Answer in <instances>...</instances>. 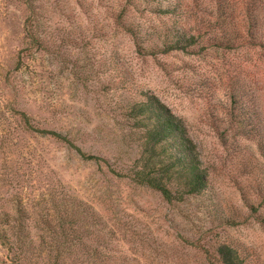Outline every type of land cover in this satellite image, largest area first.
Segmentation results:
<instances>
[{"label": "rangeland", "instance_id": "rangeland-1", "mask_svg": "<svg viewBox=\"0 0 264 264\" xmlns=\"http://www.w3.org/2000/svg\"><path fill=\"white\" fill-rule=\"evenodd\" d=\"M244 1L32 0L39 43L31 45L25 3L0 0V216L9 218L0 232L33 240L18 263L52 264L59 235L51 230L70 195L90 207L80 215L82 241H108L110 264H219L222 241L245 264H264V49L206 40L229 28L223 7L240 26ZM128 23L148 52L137 49ZM176 28L198 40L150 51ZM146 91L182 118L206 169L205 193L168 202L118 172L138 156L125 105ZM34 128L101 157L84 158ZM79 246L65 252V264H80ZM13 254L0 236V260Z\"/></svg>", "mask_w": 264, "mask_h": 264}, {"label": "trees", "instance_id": "trees-1", "mask_svg": "<svg viewBox=\"0 0 264 264\" xmlns=\"http://www.w3.org/2000/svg\"><path fill=\"white\" fill-rule=\"evenodd\" d=\"M25 3L27 13L23 20L24 34L28 43L34 45L39 43L33 28L34 5L32 0H22ZM156 11L162 9L159 4L155 5ZM242 19L240 26L233 22V12L227 13V8H222L221 13L226 17L225 24L229 25L221 32H212L207 38V46L223 47L232 49L236 46L244 45L245 42L255 44L264 49V28H263V0H245L242 8ZM163 11H172L171 7H166ZM222 16V14L220 15ZM228 17V19H227ZM218 18V17H217ZM222 19V18H220ZM223 20H225L223 18ZM218 26L213 24L212 28ZM128 31L134 37L137 49L140 51L147 47L141 44L140 28L131 23L126 25ZM198 39L195 34L184 28H176L175 33L166 35L160 39V46H154L150 51H167L175 48H186L195 43ZM149 48V47H148ZM144 97L132 100L125 105L124 116L128 122V133L136 141L138 156L125 169L123 175L139 185L148 186L157 190L168 202L174 200H184L185 198L203 194L208 188L206 169L202 164V159L196 151L195 143L189 136L186 126L181 117L174 114L167 104L155 93L142 92ZM25 123L29 127L33 125L29 122L25 112H20ZM40 132L49 133L52 136L64 140L75 147L84 158L100 159L101 156L86 153L81 150L65 134L53 129L34 128ZM261 155L264 159V143H260ZM66 202L63 205L64 213L55 221L51 231H54L58 240H55L50 247L52 251V264H65L63 257L71 252L77 245L81 248L80 264H110L111 251L108 241L104 242L101 236H97L99 243L83 242V234L79 233L81 213L90 207L82 200L66 195ZM22 208L18 212L23 213ZM23 215V214H22ZM23 219V216L21 217ZM0 220L9 221L8 214L3 215ZM56 227V228H55ZM83 232V231H81ZM54 233V234H55ZM1 242L14 252L9 258V262L0 260V264H20L16 254L25 246L32 245L33 240L23 234L19 242H13L6 232H0ZM100 237L102 239H100ZM219 264H245L244 257L239 248L231 242L222 241L216 248Z\"/></svg>", "mask_w": 264, "mask_h": 264}]
</instances>
